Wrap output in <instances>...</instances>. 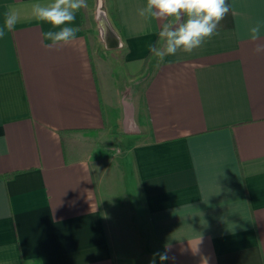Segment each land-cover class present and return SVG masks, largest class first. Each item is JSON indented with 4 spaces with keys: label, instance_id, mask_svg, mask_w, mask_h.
Instances as JSON below:
<instances>
[{
    "label": "crops",
    "instance_id": "1",
    "mask_svg": "<svg viewBox=\"0 0 264 264\" xmlns=\"http://www.w3.org/2000/svg\"><path fill=\"white\" fill-rule=\"evenodd\" d=\"M36 2L0 0V25L22 15L0 38V264H119L98 134L124 141L162 264H264V0H228L218 35L163 62L146 0H87L52 49Z\"/></svg>",
    "mask_w": 264,
    "mask_h": 264
},
{
    "label": "clouds",
    "instance_id": "2",
    "mask_svg": "<svg viewBox=\"0 0 264 264\" xmlns=\"http://www.w3.org/2000/svg\"><path fill=\"white\" fill-rule=\"evenodd\" d=\"M87 7V0H49L48 3L30 5V18L50 25L42 38L50 43L46 48L68 45L77 38L79 29L74 27L76 13ZM228 0H146V5L137 9L143 20H156L159 25L158 40L147 45L149 52L158 61L177 53L191 54L212 37L219 34L221 21L229 14ZM20 10L10 8L0 25V38L13 32L21 21ZM264 24L257 22L250 26L251 40L260 38ZM255 54L264 52V45L257 44ZM161 261L168 259L165 253H158Z\"/></svg>",
    "mask_w": 264,
    "mask_h": 264
},
{
    "label": "rangeland",
    "instance_id": "3",
    "mask_svg": "<svg viewBox=\"0 0 264 264\" xmlns=\"http://www.w3.org/2000/svg\"><path fill=\"white\" fill-rule=\"evenodd\" d=\"M97 17L98 30L110 26L106 15ZM110 139L98 134L86 140V151L95 161L114 256L119 264H162L131 157L124 141Z\"/></svg>",
    "mask_w": 264,
    "mask_h": 264
},
{
    "label": "water",
    "instance_id": "4",
    "mask_svg": "<svg viewBox=\"0 0 264 264\" xmlns=\"http://www.w3.org/2000/svg\"><path fill=\"white\" fill-rule=\"evenodd\" d=\"M109 34H110L111 38H114L113 34H111V33H109ZM114 40H115V38H114Z\"/></svg>",
    "mask_w": 264,
    "mask_h": 264
}]
</instances>
